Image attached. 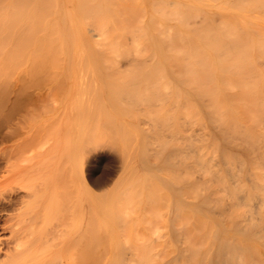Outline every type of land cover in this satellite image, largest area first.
Here are the masks:
<instances>
[{"label": "bare ground", "instance_id": "obj_1", "mask_svg": "<svg viewBox=\"0 0 264 264\" xmlns=\"http://www.w3.org/2000/svg\"><path fill=\"white\" fill-rule=\"evenodd\" d=\"M15 1L19 94L43 93L0 112L4 207L26 190L1 263L264 264V0Z\"/></svg>", "mask_w": 264, "mask_h": 264}, {"label": "rangeland", "instance_id": "obj_2", "mask_svg": "<svg viewBox=\"0 0 264 264\" xmlns=\"http://www.w3.org/2000/svg\"><path fill=\"white\" fill-rule=\"evenodd\" d=\"M12 1H14L15 2V6H17V3H16V1L15 0H12ZM11 0H6V4H7V8L8 9H4V13H5V10L7 11H10V12H12L11 11V9L13 10V7L14 6H12L11 7ZM4 4V3H3ZM6 4H4V5H6ZM2 5V4H1ZM0 5V7L2 8V6ZM12 5H14V3L12 4ZM4 8V7H3ZM3 8L2 9H0V10H3ZM5 8H6V6H5ZM1 12V11H0ZM6 15L8 14V12L7 13H5ZM9 14H15V12L14 13H9ZM8 14V16L10 17V15ZM2 15H3V12L2 13H0V18L2 17ZM5 15H3V17H4ZM3 17L1 18V19H3ZM12 17V16H11ZM8 17H6V19H7ZM197 18V20L196 19H192V20H190V22L192 23L193 22V26L192 27H196V26H199L200 25V23L198 24V22L201 20L202 21V17H196ZM201 18V19H200ZM215 18H217V20L219 19V17L217 16H215ZM0 19V26L1 25H3L4 27L6 26L5 25V22L3 21V20H1ZM12 19L10 18V21H11ZM196 21H197V23H196ZM9 22V21H8ZM12 22V21H11ZM10 22V23H11ZM13 23V22H12ZM8 24V23H7ZM12 25V24H11ZM191 26V25H190ZM2 27V26H1ZM4 27H2V28H0V31L2 32H0V102L1 103H3L4 104V106H3V108L0 110V112H17V110H19V111H21L22 109V111L21 112H27V110L29 111V108H30V103H28L29 105H22V104H20V103H25V101L26 100H28V102H32V103H34V102H36V100L37 101H39V98H38V96H40V94L41 93H43V91H39V90H37V91H35V89H31L30 91H28V92H32L31 93V97H33V99L35 100H33V99H29L27 96H24V95H28V92L27 91H25L26 92V94H19V86H20V84H19V80L21 79V78H23L24 79V77L26 76V73H25V70H26V67H28V65L26 66V64H27V62L25 63V65H21L22 66V68L21 67H18V69H20V71L18 70V71H16L17 70V67L16 68H14V66H13V59L14 58H12L13 56H12V53H11V50L13 49V51H14V48H15V43H14V40H15V37L14 36H11V33H12V30L10 31V29L12 28V26H11V28H9L8 27V25L6 26V28H4ZM90 28V29H89ZM6 29V30H5ZM13 29V28H12ZM95 30L96 29H94V27L93 26H91V27H88L85 31V34L87 35V33H88V38H91V40H93V37H94V39H97V31H96V35H95ZM7 31H8V33H10V37H13V40L11 41V39L10 38H8L9 40H7ZM4 33H5V35H4ZM14 33V32H13ZM92 35V36H91ZM6 36V37H5ZM90 36V37H89ZM2 37V38H1ZM4 41V42H3ZM12 43H11V42ZM94 41V40H93ZM3 43V44H2ZM14 44V45H13ZM2 45V46H1ZM4 45V46H3ZM13 46V48H11ZM8 47V48H7ZM5 48V49H4ZM99 48V47H98ZM14 53V52H13ZM14 55V54H13ZM127 58H129V57H127ZM127 58H125V60L127 59ZM11 60V61H10ZM13 62V63H12ZM23 66H26V67H23ZM11 68V69H10ZM24 68V69H23ZM8 69V70H7ZM13 71V73L12 74H10L11 72ZM14 71H15V75H14ZM10 72V73H9ZM9 74H10V76H9ZM12 75V76H11ZM9 76V77H8ZM26 78V77H25ZM25 80V79H24ZM24 92V93H25ZM39 92V93H38ZM30 93H29V95H30ZM36 93V94H35ZM39 94V95H38ZM24 96V97H23ZM23 97V98H22ZM30 97V98H31ZM3 99H5V100H3ZM23 100V101H21L20 102V100ZM17 101L19 102V104L20 105H22L23 107H20V108H18L17 106H15L16 104L15 103H17ZM15 104V105H14ZM36 104V103H35ZM39 104V103H38ZM201 104V103H200ZM1 106V107H2ZM14 106L15 107H17L18 109L16 110V108H14ZM25 106H27V107H25ZM12 107L14 108L13 110H12ZM40 109H42V111H44V109L43 108H40ZM39 109V110H40ZM16 110V111H15ZM38 110V111H39ZM30 112V111H29ZM205 123L207 124V125H205V126H203L202 128H201V126H199V125H197V126H199V128L197 129L195 126H194V132H195V134L196 135H198V136H200V135H203V134H205L204 132H208V133H206L207 134V137L209 138H211V141H212V139H214V138H216V137H218L219 136V134H218V132H217V129L215 128V129H213V126H212V124H208V123H210L209 121H208V117L207 116H205ZM21 121V120H20ZM0 123H1V121H0ZM26 124V123H25ZM25 124H23V126L25 125ZM21 125V124H20ZM22 126V127H23ZM206 126H207V128H208V131H205L203 128H206ZM0 127H1V124H0ZM207 128H206V130H207ZM8 129V128H7ZM11 128H9V130H10ZM203 129V130H202ZM219 130V129H218ZM0 131H2V129L0 130ZM5 132H6V129L4 130ZM3 131V132H4ZM203 133H202V132ZM209 131H211V133H210V135H209ZM20 132H23V129H21V127H20ZM7 133H8V130H7ZM201 133V134H200ZM0 134H2L1 132H0ZM21 136H25V135H18V137H20V140L18 141V142H22V138H21ZM23 139H24V137H23ZM14 140H16V139H14ZM13 140V141H14ZM18 140V139H17ZM13 141H9V143L11 144ZM8 143V145L9 146H11L10 144ZM63 145V144H62ZM65 145V144H64ZM67 145V144H66ZM58 146H60L58 149L60 150V149H64V147L63 146H61L60 144L58 145ZM225 144L223 143V147L225 148ZM2 144L0 143V161H1V149H2ZM227 147V146H226ZM223 148V149H224ZM55 149V148H54ZM56 150V149H55ZM56 153H57V151H56ZM59 153V152H58ZM54 154H52L51 156H50V158H51V161L53 162V156ZM208 157H211V159H212V163L214 164V162H215V165H220V166H224V164H225V166L227 165V166H230V165H228V163L226 164V163H224L223 165H222V163H221V158H220V155L218 154V156L216 155V157H215V154L212 156V154H210V156H208ZM220 158V159H219ZM218 160V161H217ZM217 161V162H216ZM220 162V163H219ZM216 163H218V164H216ZM116 166V165H115ZM227 166H226V168H227ZM118 167V166H117ZM226 168H224L223 167V169H226ZM230 169H231V166L229 167ZM49 174V177L51 176H54V173L56 174L57 172H54L52 169H51V171H49L48 172ZM47 175V176H48ZM1 176H2V168H1V163H0V179H1ZM0 184H1V181H0ZM16 191H20L19 193H20V195H17V193L18 192H16V200H15V206L13 205L12 206V208H11V206H8V208L6 209L5 207H4V204L2 203V199H0V202L3 204H1L0 203V241L2 240V241H6V240H8L9 238H10V232H9V230L7 231L6 230V232L5 231H3L2 230V228L5 226L4 224V222L6 221V220H8L9 218H11L13 215H15V214H17V213H20V212H22V211H24L25 210V208H24V210H18V207L20 208V206L22 205L21 204V202H22V200H23V198H25L24 196H23V194H25L26 192H24V191H26L25 189H17ZM21 191H23V192H21ZM18 193V194H19ZM9 195H10V193H9ZM224 195V194H223ZM0 198H1V196H0ZM13 201H14V199H13ZM20 202V203H19ZM14 203V202H13ZM12 203V204H13ZM20 205V206H19ZM4 208H3V207ZM15 207V208H14ZM28 209H30V210H32L33 208H28ZM27 209V210H28ZM37 209L35 208L34 209V211H36ZM19 211V212H18ZM23 213V212H22ZM27 213V212H26ZM31 213H33V212H31ZM6 219V220H5ZM81 222H82V220H81ZM79 222L78 224L80 225V226H82L81 228L83 229V230H81V229H79V230H81V233L84 231V228H85V222ZM4 225V226H3ZM3 226V227H2ZM74 226H72V228H73ZM77 227H78V225H77ZM76 227V228H77ZM39 230H40V228H38ZM2 230V231H1ZM73 230V229H72ZM75 230V229H74ZM77 230V229H76ZM78 230V231H79ZM80 233V235L82 236V234ZM43 247V246H42ZM48 248H50V250L51 249H55V247H52V246H47ZM41 248V247H40ZM35 251V250H34ZM34 251H32L30 254H29V256H25V257H22V258H20V259H16V258H14L15 260H13V259H11V258H9V261L7 260V258L6 257H4V259L5 260H7V261H5L4 260V262H2L1 263V260H0V264H3V263H5V262H8V263H5V264H84V263H86L84 260L82 261L80 258V261H78V258L76 257H74V255L72 256L71 255V252L69 253V255L67 254V255H64V256H61L62 258L60 259V257H58V258H56V261H55V259H53V258H50V257H47V255H46V253H51L50 251H49V249H46V247H44V248H42V250L40 249L39 250V248L38 249H36V253H39L38 255H36V253H34ZM52 251V250H51ZM44 253V254H43ZM43 254V255H42ZM31 256V257H30ZM37 256V257H36ZM39 256H41V257H39ZM39 257V258H38ZM44 257V260L42 259ZM68 257V258H67ZM3 259V258H2ZM11 259V260H10ZM52 259L54 260V262L52 261ZM13 260V261H12Z\"/></svg>", "mask_w": 264, "mask_h": 264}]
</instances>
